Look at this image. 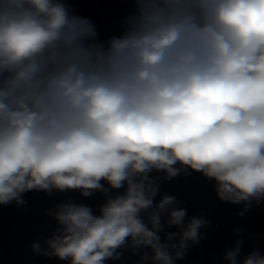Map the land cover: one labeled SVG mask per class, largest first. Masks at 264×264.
Masks as SVG:
<instances>
[{"label": "clouds", "instance_id": "9594fccd", "mask_svg": "<svg viewBox=\"0 0 264 264\" xmlns=\"http://www.w3.org/2000/svg\"><path fill=\"white\" fill-rule=\"evenodd\" d=\"M128 2L121 33L101 40L67 0H0V205L31 191L106 197L98 214L72 200L47 212L57 227L31 247L67 264L126 247L174 264L200 240L209 222L186 223L173 196L155 202L153 172L203 174L240 216L264 203V0ZM223 259L264 253L237 240Z\"/></svg>", "mask_w": 264, "mask_h": 264}]
</instances>
